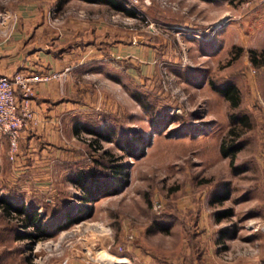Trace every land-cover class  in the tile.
I'll return each instance as SVG.
<instances>
[{
    "label": "rangeland",
    "instance_id": "374dc122",
    "mask_svg": "<svg viewBox=\"0 0 264 264\" xmlns=\"http://www.w3.org/2000/svg\"><path fill=\"white\" fill-rule=\"evenodd\" d=\"M13 1L0 0V10L11 11ZM170 1L176 8L151 0L148 9L163 14L158 22L145 8L143 19L113 14L111 23L132 32L151 31L152 23L158 56L143 64V78L114 70L91 77L99 99L78 123L69 160L39 181L43 189L19 188L21 176L0 151V197L51 199L38 207L43 223L76 201L80 191L69 177L91 169L101 152L126 173L114 193L93 202L89 217L46 239L15 240L14 222L0 213V264H264V232L252 229L264 221V0ZM68 9L49 8L48 23L59 25ZM228 83L239 90L234 108L211 85ZM221 143L238 147L225 157Z\"/></svg>",
    "mask_w": 264,
    "mask_h": 264
},
{
    "label": "crops",
    "instance_id": "0c3cea01",
    "mask_svg": "<svg viewBox=\"0 0 264 264\" xmlns=\"http://www.w3.org/2000/svg\"><path fill=\"white\" fill-rule=\"evenodd\" d=\"M138 3L152 13L153 19L161 21L160 11L148 9L154 4ZM51 7H69L68 15L57 26L48 23L46 12ZM7 8L14 15L0 26L6 33L5 38L0 34V75L11 76L18 71L62 74L34 84V123L22 132L14 160L8 159L12 174L22 178L19 188L43 189L39 181L50 177V167L69 160L71 138L77 137L74 130L81 118L86 119L88 104L99 99L91 77L97 73L111 76L110 70H114L131 80L143 78V64L156 59L160 41L148 29L132 32L111 23L117 12L100 3L14 0ZM80 11H84L82 15ZM2 148L7 155V142L0 137V151Z\"/></svg>",
    "mask_w": 264,
    "mask_h": 264
},
{
    "label": "trees",
    "instance_id": "16d2710c",
    "mask_svg": "<svg viewBox=\"0 0 264 264\" xmlns=\"http://www.w3.org/2000/svg\"><path fill=\"white\" fill-rule=\"evenodd\" d=\"M88 3H100L106 5L114 12H120L126 16L137 17L140 16L143 19L140 3L135 5H128L127 0H82ZM232 1V0H229ZM128 6V7H127ZM253 60V58H252ZM212 85V89L223 95V97L229 102L232 108L239 105V90L231 83L224 86L216 87ZM90 118L93 121L97 120V114L92 113ZM233 120H238L237 117L231 116ZM87 119V116H86ZM85 119V120H86ZM242 122L247 121V117L240 118ZM79 128L74 130V133H78ZM83 130L91 133L103 139H108V134H104L99 130L85 124ZM96 141V140H94ZM93 141V142H94ZM92 142L90 143V145ZM238 146L228 143V146L224 143L220 144V153L222 156H229L234 153ZM130 155L134 156L130 151ZM107 151H103L99 154V158H93L94 163L91 169L85 170L83 168L74 170L69 181L79 191L80 194L76 197V201L73 203H64L50 214V221L43 223V217L39 213L38 207L42 208L46 204L51 202V199L46 200V204L42 205V200L38 197L30 198L28 202H24L23 198L19 195H14L12 198L5 196L0 197V213L9 221L14 222L12 228V234L15 240H27L29 243L35 242L40 239H46L55 235V233L64 225L70 223H76L83 218L89 217L93 213V202H95L101 196H105L114 191L124 184L126 173L123 170L122 164L115 163V158L107 155ZM231 162H232V156ZM99 167L102 170H99ZM224 199L223 197L219 200ZM229 215V210L223 211L216 215V219ZM227 231L222 229L221 235H225Z\"/></svg>",
    "mask_w": 264,
    "mask_h": 264
},
{
    "label": "built area",
    "instance_id": "2783aa9c",
    "mask_svg": "<svg viewBox=\"0 0 264 264\" xmlns=\"http://www.w3.org/2000/svg\"><path fill=\"white\" fill-rule=\"evenodd\" d=\"M142 2L145 5L151 4V0H142ZM137 3L138 0H131L128 5ZM158 4L162 8H176V5L170 0H158ZM13 15L11 11L0 10V26L3 27ZM148 28L154 31L152 23L148 25ZM61 75V73L41 75L33 72L25 74L20 71L11 76L0 75V137L5 138L7 142V156L10 161H13L17 154L22 132L28 125L34 123V112L31 108L34 84L60 78ZM152 208L158 210L160 203L154 201ZM252 229L264 232V221L254 223ZM62 264L65 262L63 261Z\"/></svg>",
    "mask_w": 264,
    "mask_h": 264
},
{
    "label": "bare ground",
    "instance_id": "6f19581e",
    "mask_svg": "<svg viewBox=\"0 0 264 264\" xmlns=\"http://www.w3.org/2000/svg\"><path fill=\"white\" fill-rule=\"evenodd\" d=\"M114 261H115L116 263H118V264H119V263H120V264H121V263H125V264H127V260L124 259V258H123V259H115Z\"/></svg>",
    "mask_w": 264,
    "mask_h": 264
}]
</instances>
